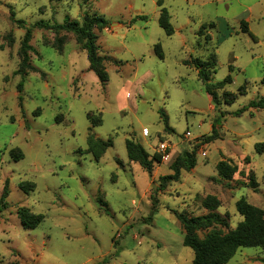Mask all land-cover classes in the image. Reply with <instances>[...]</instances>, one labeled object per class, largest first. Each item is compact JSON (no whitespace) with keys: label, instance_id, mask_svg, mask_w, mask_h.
<instances>
[{"label":"clouds","instance_id":"9594fccd","mask_svg":"<svg viewBox=\"0 0 264 264\" xmlns=\"http://www.w3.org/2000/svg\"><path fill=\"white\" fill-rule=\"evenodd\" d=\"M210 3L164 0L162 7L168 9L174 29L169 36L158 22L161 7L157 0H86L83 9L77 0L68 23L79 21L81 29L86 28L96 37L95 56L108 66L107 78L102 79L92 69L87 50H82L78 63L65 62L59 70L49 68L52 57H46L42 64L34 60V66L47 73V81H41L39 71L29 72L22 106L18 99L21 93L16 91L21 77L4 82L5 76L18 70L21 60L9 59L7 51L0 52V206L5 208L0 215L17 225L5 226L0 221V264H104L105 259L108 264H191L169 238L152 234L153 225L161 218L159 213L152 217V224L139 222L141 216L150 214L139 210L155 209L160 196L157 194V203H153L139 188L138 176L147 172L130 160L126 141L142 143L150 154L163 151L171 141L173 151L164 160L172 162L177 154L193 150L189 145L197 136L211 135L210 123L202 121H210L216 112L213 93L220 102V111H237L260 90L259 81L264 78V0H217L215 8H209ZM45 7L47 11L41 12ZM11 10H15L17 20L28 25L41 21L65 24L66 11L57 0H3L0 11ZM141 15L149 16V21L133 25ZM88 17L97 23L86 27ZM217 17L234 28L233 35L219 45L216 29L204 27ZM242 20L252 24L260 37L259 44L243 35ZM99 22L104 23L103 29ZM9 32H14L17 44L25 34L14 25L0 23V43ZM157 44L163 45V59L156 52ZM230 53L235 56L234 67L248 71L250 66V75L229 72ZM213 55L219 59L220 70L217 74L205 73L206 79L200 78L199 66L189 68L184 64L194 63L192 57L210 60ZM229 75L232 84L215 87ZM182 79L188 84L181 83ZM245 80L250 81L249 94L240 96L238 89ZM129 82L138 87L126 90ZM205 83L214 85L211 92L205 91ZM225 92L238 97L230 108L226 103L230 97ZM190 108L198 109L193 119L186 117ZM100 115L102 123L97 124L92 117ZM12 117L16 124L9 131ZM57 117L62 120L54 122ZM166 120L176 135L165 134ZM189 122L192 131L184 136ZM220 131L241 148L239 155H231L236 164L241 165L243 157L251 155L257 177L264 178V156L255 150L256 144H264V124L250 120L245 113L233 119L231 131ZM158 133L165 135V144H160ZM90 137L102 140L106 146L99 158L90 150ZM206 159L215 162L219 157L201 156L204 179L186 185L179 196L170 193L164 197L165 218L174 215L191 222L201 211L212 214L213 209L204 208L202 200H197L212 182L209 177L221 184L232 183L231 190L237 193L247 191L235 184L238 177L229 180L214 170L212 163L205 164ZM58 160L64 164L63 173L56 171ZM243 170L248 172L247 167ZM5 192L9 194L6 198ZM94 200L107 202L115 219L103 216ZM197 208L201 211H195ZM21 209L29 214L27 218L20 217ZM215 211L223 213L224 209ZM133 220L138 222L137 229L122 240L118 225ZM246 223V216L239 213L229 221L232 231ZM177 227L176 221H171L166 231L175 233ZM133 238L139 242L129 246ZM244 251L254 257L248 264H264V258H255L260 249Z\"/></svg>","mask_w":264,"mask_h":264},{"label":"rangeland","instance_id":"374dc122","mask_svg":"<svg viewBox=\"0 0 264 264\" xmlns=\"http://www.w3.org/2000/svg\"><path fill=\"white\" fill-rule=\"evenodd\" d=\"M159 1H161V4L158 5ZM86 0H80V7L83 9L84 3ZM3 3V0H0V4ZM57 3H59L66 11L65 16V22H68V18L71 16V11L74 8V6L77 5V0H57ZM164 3V0H157V6L162 7ZM217 0H211V3L209 4V8H215L217 7ZM166 9V8H165ZM167 13L169 15L168 9ZM41 12L47 11V8H42L40 10ZM13 14V15H12ZM56 9L53 8V15L55 16ZM83 15V14H82ZM150 17L146 15L138 16L136 19L133 20V25L137 23V21H143L147 22L149 21ZM16 12L15 10H11L9 12H2L0 11V23L6 22L9 26H16L19 29H23L24 32L27 28L31 27L32 25H28L26 21L25 25L23 27H19L15 21H16ZM247 23V27L249 30V33L243 32V35H246L250 41L253 44H259L260 43V37L258 36L257 32L253 29L252 24H250L247 20H242ZM241 21V22H242ZM49 23H56L51 21H45ZM79 22V21H78ZM169 23H170V15H169ZM59 24V23H58ZM214 29H216V43L223 44L229 37L233 35L234 28L229 24V22L222 18L217 17L215 22H212ZM205 28L209 27V24L204 25ZM103 29V28H102ZM174 34V33H173ZM172 34V35H173ZM171 36V35H170ZM63 37L64 38V44L62 46L61 51H57L53 48V45L55 44L56 39ZM22 39V38H21ZM211 40V37H209ZM4 43H0V52L7 51L9 59L17 58V52L20 46L17 44L16 39L14 37V32H9L5 37H3ZM21 41V40H20ZM29 45L32 47V51L28 53L29 55V64L34 67L35 71L40 72V79L41 81L46 82L47 81V73L43 71L42 69H38L34 66L33 61H39L41 64L45 61L46 57H52L55 60V63H53V59L48 60V66L49 68H56L59 70L61 64L67 63L68 65H73L79 62L80 55L82 52V48L79 44L76 43L74 37L70 33L65 32H59L55 33L52 30H44V29H37L32 28L31 29V39L29 42ZM161 51L163 53L164 58V52H163V45L159 44ZM199 47L203 48L204 45L200 44ZM79 49L80 51L73 52V49ZM215 57L216 65L214 70L210 74H217L219 73L220 67H219V59L215 55L212 56L210 60H212ZM197 57H192L193 59H196ZM254 58V57H253ZM201 61H210L209 59L204 58H197ZM185 66L189 68H195L191 63L188 61L184 62ZM235 64V56L234 54L230 53V63H229V72H238L240 74H243L245 77L251 74V67L249 66L248 71H245L243 68L237 69L234 67ZM106 72L108 71V66H106ZM70 70V69H69ZM32 72V71H29ZM29 72L25 76H21L18 74V70L14 71L11 76H5L4 82L7 84L10 82L11 79H13L16 76L21 77V80L16 85V91L21 93V95L18 97L19 101L23 102V91L25 84L27 83V77ZM262 76H264V73H261ZM231 80L233 82V77L230 75ZM232 82L230 84H232ZM181 83L187 85L188 81L182 79ZM228 84V85H230ZM249 84L250 81L245 80L244 83L239 87H244V94H240L239 89L238 92L240 96H247L249 94ZM138 87L137 85H133L131 82H129L126 90H132ZM259 89L255 96L248 101V104L250 101L258 100L260 98H264V94H261V90H264V78H262L259 81ZM232 94L235 93H228L225 92L224 95L226 97H230L227 100V105L230 106L235 103V100L232 103H229ZM238 98V97H237ZM141 101H143V97H140ZM212 104L216 106V112L212 113V119L210 121H202V123H210V127L212 129V125H215V129L217 131V137L214 140H211L210 142L206 141V138L209 136L208 134L199 135L195 138V141L190 144L194 151H195V159H196V165L193 169L189 171H180V177L178 181H170L165 185L164 189H161L159 177L169 175L171 174V170L169 168L170 164L172 162H166L164 160V153H161L160 151H155L154 154H150L144 147L142 143H138L142 146V148L147 152L149 158H152L153 155L155 156H161V160L159 163L154 162L153 163V169L151 173H148L147 175L144 174V172H141L138 176V186L141 190H143L146 198L150 199L153 203H157V194L160 196V203H157V207L152 210H145L140 209V212L148 213L150 211V214H145L140 217V223L147 222L149 224H152V217H155L158 213L160 214L161 218L156 221L155 225H153L151 232L154 236H165L169 238L173 244L177 247H179L184 254V257L191 260V257L193 256V252L190 248L184 247L182 245V238H183V231L180 226L179 221L174 215H168L167 218L164 217V212L166 211V205L167 201L164 200V197L170 193H175L177 196L180 195L181 190L188 185L189 183L195 182L198 179H204V176L202 175V170L200 167V157L201 156H208L212 157L214 155H218L219 159L213 162L210 159H206L204 161L205 164L212 163L213 169L216 170V164L220 160H227L230 161L231 164L237 166V172L234 174L235 177H238L235 180V184L237 186H243V188H246V192H240L237 193L235 191H232L233 184H221L219 181H216L214 177H209V179L212 181L211 183H208L206 186V192L203 197L197 196V200H202L206 196H214L219 201V207L223 208V213L217 212L220 215H227L228 216V227L227 228H220L219 226H216L215 229L221 230L223 233L231 230L229 221L236 218L237 216V210H236V203L240 199H244L247 203L260 208L264 210V188L261 187L262 184H264V178H258L257 173L255 171L256 162L254 161L253 157L251 155H245L243 157L241 165H237L235 160L231 158L232 153H236L237 155L240 154L241 148L240 146L235 142H229L222 134L220 129L222 128H228L230 131L232 130V121L234 118H241L244 116L245 113H247V116L250 120L259 122L261 124H264V109H254V108H248L245 112L241 113L240 115H235L237 111H230V110H224L220 111V102L217 100L216 102L212 100ZM247 104V105H248ZM198 109L196 108H190L186 112V117L193 119L197 116ZM95 121H100L102 123V115L100 116H94L93 117ZM62 120V117H57L56 121L54 122H60ZM16 124V118H11V124L9 127V131H13ZM25 127L30 128L31 125H25ZM171 128V127H170ZM192 131V125L189 122V126L185 130L184 136H186V132ZM165 134L167 135H176V132L174 129L171 128V131H165ZM159 138V142L164 143L165 142V135L164 134H157ZM184 136L181 137V139H184ZM132 141V140H128ZM168 145L170 146L169 150L167 151V155L173 151L171 147V141H168ZM257 145V144H256ZM255 145V150H256ZM187 151V150H186ZM191 152V151H188ZM257 152V151H256ZM22 154V153H21ZM259 154V153H258ZM13 155H16L14 152ZM178 155V154H177ZM260 156H264V153H260ZM244 167H247L248 172L246 173L243 169ZM56 171L63 173L64 171V164L60 163L59 160L57 161V167ZM74 175V173H73ZM233 176V177H234ZM113 181L117 180L116 174H113L112 177ZM251 179V180H250ZM133 187H137V184L134 183ZM9 195V194H8ZM7 195V196H8ZM94 205L98 209V211L105 217H107L109 220H114L113 212L112 210L107 206V202H101L98 200H94ZM5 208L1 207L0 214L4 213ZM195 211H201V209L197 208ZM194 214V213H193ZM205 214L203 211H201V215ZM11 215V213H9ZM0 221L3 222L5 226H11L16 227L17 225L13 224L11 220L5 218V216L0 215ZM171 221H176L178 227L175 233H170L166 231V227L170 224ZM138 222L133 220L132 222L126 223V224H119L118 225V235L123 240L124 238L129 237L130 233L133 232L134 229H137ZM205 231H200L198 236L203 237ZM115 239V238H114ZM139 240L137 238L130 239L128 241V245L132 246L136 243H138ZM160 247H163V245H159ZM260 249V254L255 258H264V250L260 247H242L239 248L238 251L234 254V256L226 263V264H248L249 261H252L254 259L253 256L245 253L244 249ZM104 264H108V260H104Z\"/></svg>","mask_w":264,"mask_h":264},{"label":"trees","instance_id":"16d2710c","mask_svg":"<svg viewBox=\"0 0 264 264\" xmlns=\"http://www.w3.org/2000/svg\"><path fill=\"white\" fill-rule=\"evenodd\" d=\"M160 5L161 1L158 2ZM13 15V14H12ZM159 24L165 29L166 33L170 36L174 33V29L169 23V15L165 8H161V13L159 17ZM15 23L19 27H23L25 22L22 20H16ZM97 23L91 17L86 20V27L88 24ZM243 24V32L249 33L247 23L245 21L241 22ZM99 26L102 29L105 25L103 22H99ZM209 27H213V24H209ZM44 29L52 30L55 33L65 32L73 35L77 44H79L82 50H87L89 58L92 61L91 67L99 72L102 79H106V68L104 59L97 60L95 56V49L93 46V37L89 31L81 29L79 27L78 21H72L71 23L65 22L64 25L58 23H49L45 21L32 24L31 27L25 30V34L20 41V46L17 52L18 58L21 60V64L18 68V74L25 76L29 71H35L34 67L29 64L28 53L32 51V47L29 45L31 39V29ZM64 44V38L60 37L56 39L53 48L57 51L62 50ZM156 52L159 54L160 58L163 59V53L161 51L160 45H156ZM194 63H191L194 67H200L199 76L201 79H206L205 73H211L216 65L215 57L210 61H201L200 59H193ZM99 65V67H97ZM207 65V67H204ZM232 82L230 75L225 78L224 81L220 82L215 87H224ZM214 85L205 83L204 88L206 92H211ZM240 94H244V87L239 89ZM232 98L229 103H232L236 98V94H232ZM213 100L216 102L215 93H213ZM248 108L254 109H264V98L258 100L250 101L249 104L237 111L235 115H240L245 112ZM93 118V117H92ZM94 119V118H93ZM99 124L100 121H95ZM166 127L165 131H171L170 126L165 121ZM217 131L215 125H212L211 135L206 138L207 142L214 140L217 137ZM89 144L91 146L90 150L94 152L99 158L105 152V144L102 140L96 139L95 137L89 138ZM127 150L131 161L138 162L142 165V168L148 173L152 172L153 163H159L161 156L153 155L149 158L147 152L138 143L134 144L132 141H126ZM196 148V147H195ZM194 148V149H195ZM191 152L184 151L183 154H178L169 168L171 174L159 177L160 188L164 189L165 185L170 181H178L180 177L181 169L189 171L193 169L196 165L195 151ZM257 153H264V144L256 145ZM166 151L164 153L167 154ZM216 170L220 172L221 175L227 177L229 180L232 179L234 174L237 172V166L230 163L227 160H220L216 164ZM251 180V179H250ZM8 195L5 192L4 197ZM204 208L213 209L212 214H203L196 217L191 222L184 219V217H179L177 220L183 231L182 245L184 247L190 248L194 252L195 259L191 261V264H226L242 247H260L264 250V210L257 208L244 199H240L236 203V210L240 215L246 216L247 223L241 224L238 231L228 230L222 232L221 230L215 229L216 226L220 228L228 227V216L220 215L215 211L219 207V201L214 196H206L202 199ZM1 207L0 206V211ZM20 217L27 218L28 213L25 209H21L19 213ZM34 218V217H33ZM209 229L211 231H209ZM205 231L203 237L198 236V232Z\"/></svg>","mask_w":264,"mask_h":264},{"label":"built area","instance_id":"2783aa9c","mask_svg":"<svg viewBox=\"0 0 264 264\" xmlns=\"http://www.w3.org/2000/svg\"><path fill=\"white\" fill-rule=\"evenodd\" d=\"M187 133H188V132H186V135H187ZM163 144H165V142H164V143H161V145H163ZM169 148H170V146H168L167 148H165L163 151H160V150H158V151H160L161 153H165L166 151L169 150ZM165 155H167V154H165ZM165 155H164V156H165Z\"/></svg>","mask_w":264,"mask_h":264}]
</instances>
